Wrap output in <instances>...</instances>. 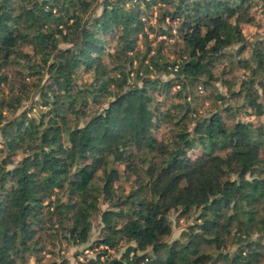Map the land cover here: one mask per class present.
<instances>
[{
  "label": "trees",
  "instance_id": "1",
  "mask_svg": "<svg viewBox=\"0 0 264 264\" xmlns=\"http://www.w3.org/2000/svg\"><path fill=\"white\" fill-rule=\"evenodd\" d=\"M263 16L0 0V264H70L62 242H89L94 217L76 264H264ZM173 210L193 222L169 242Z\"/></svg>",
  "mask_w": 264,
  "mask_h": 264
},
{
  "label": "rangeland",
  "instance_id": "2",
  "mask_svg": "<svg viewBox=\"0 0 264 264\" xmlns=\"http://www.w3.org/2000/svg\"><path fill=\"white\" fill-rule=\"evenodd\" d=\"M158 11V9L156 7H154V12L151 14V17L149 19H152V22H155L154 17L156 15V12ZM151 11L149 10L148 13H150ZM262 20L264 21V16L262 17ZM165 21H167V18L165 19ZM163 23H161L162 25ZM246 28L249 32L252 31L253 26L251 25H247L246 24ZM262 31L264 32V26L262 28ZM172 32H176L175 30H172ZM152 36V34H150ZM165 35H159V37H164ZM174 37V36H172ZM172 39V38H171ZM170 39V40H171ZM63 44V43H62ZM216 84L218 85V88L223 91L224 88L219 84V82H216ZM175 88V87H174ZM172 88V89H174ZM205 93V92H204ZM207 93V92H206ZM199 100L197 101L198 107H200L199 109H202L203 112L207 111V105L210 103V99H203V103L201 105V97L199 96L198 98ZM29 100H24L22 102V105L20 106V109L26 108L29 105ZM163 126H161L159 128V132H161L163 130ZM191 156H196L198 154H200V150L195 148L193 150L190 151ZM107 206V203L102 202L101 203V207L104 208ZM169 219L171 222V226H172V230L170 235L168 236L167 240L170 242L175 238H178L181 236V233L186 231V229L188 228V226L190 224H192L193 220H192V216L183 218H177V211H171L169 213ZM93 226H92V230L90 232V241L89 242H85L82 244H67V243H63L62 249L60 250V254L63 256H66L67 259L69 260L70 264H76L77 260H83L88 256H91L93 254H95V248H90L89 244H91V240H93L96 236H98L99 234V218L98 217H94L93 220ZM125 248V244H122L121 246H119L117 249H111V254L112 255H116L119 256L120 252ZM97 251V250H96ZM50 254L46 253V257H48ZM29 264H35V261L33 259V257H31V259L29 260Z\"/></svg>",
  "mask_w": 264,
  "mask_h": 264
}]
</instances>
